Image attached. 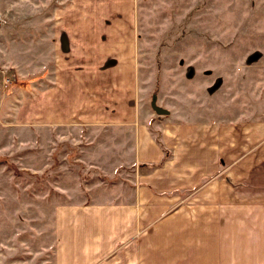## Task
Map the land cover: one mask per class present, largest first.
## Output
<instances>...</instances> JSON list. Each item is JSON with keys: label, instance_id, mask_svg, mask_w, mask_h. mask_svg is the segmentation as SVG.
I'll return each instance as SVG.
<instances>
[{"label": "crops", "instance_id": "1", "mask_svg": "<svg viewBox=\"0 0 264 264\" xmlns=\"http://www.w3.org/2000/svg\"><path fill=\"white\" fill-rule=\"evenodd\" d=\"M76 1L44 0V30L23 44L0 31L6 65L19 68L22 48L34 70L22 95L4 96L0 116L27 122L28 168L40 170L41 150V170L56 184L54 264H264L259 109L250 110L245 146L174 122L189 105L157 114L143 98L137 34L115 29L117 13L130 22L131 1L118 12L113 0H86L84 9Z\"/></svg>", "mask_w": 264, "mask_h": 264}, {"label": "rangeland", "instance_id": "2", "mask_svg": "<svg viewBox=\"0 0 264 264\" xmlns=\"http://www.w3.org/2000/svg\"><path fill=\"white\" fill-rule=\"evenodd\" d=\"M113 1L116 12L126 4ZM130 1V22L128 12L117 13L115 29L137 34L135 62L142 67L145 102L161 116L186 113L189 105V117L174 122H190L198 137L225 132L228 144L244 146L251 142L250 110L258 108L259 138L264 137V0ZM76 2L84 9L87 1ZM46 13L44 0H0V31L17 32L23 44V37L44 30ZM25 50L19 49L18 69L6 65L10 47L0 51V108L9 109L4 96L13 88L26 90L28 75L33 76L22 57ZM5 116H0V145L13 144L0 153V264H54L55 183L41 170V150H36L40 170L28 168L33 146L25 144L31 136L27 122L12 124ZM231 154L240 152L229 151L227 158Z\"/></svg>", "mask_w": 264, "mask_h": 264}, {"label": "water", "instance_id": "3", "mask_svg": "<svg viewBox=\"0 0 264 264\" xmlns=\"http://www.w3.org/2000/svg\"><path fill=\"white\" fill-rule=\"evenodd\" d=\"M161 110V112H164L165 110H163V109H160Z\"/></svg>", "mask_w": 264, "mask_h": 264}]
</instances>
